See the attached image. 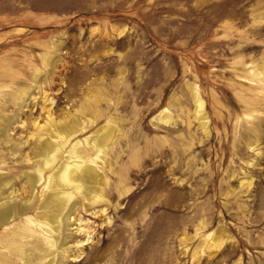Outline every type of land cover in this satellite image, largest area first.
I'll use <instances>...</instances> for the list:
<instances>
[{
    "label": "rangeland",
    "instance_id": "obj_1",
    "mask_svg": "<svg viewBox=\"0 0 264 264\" xmlns=\"http://www.w3.org/2000/svg\"><path fill=\"white\" fill-rule=\"evenodd\" d=\"M0 78L2 197H31L36 119L91 146L112 127L63 264H264V0H0ZM35 236H14L24 259L0 242V264L49 263Z\"/></svg>",
    "mask_w": 264,
    "mask_h": 264
},
{
    "label": "bare ground",
    "instance_id": "obj_2",
    "mask_svg": "<svg viewBox=\"0 0 264 264\" xmlns=\"http://www.w3.org/2000/svg\"><path fill=\"white\" fill-rule=\"evenodd\" d=\"M27 96L28 91H25L22 94V100L26 101ZM48 100L49 98L47 97L46 93H44L43 108L47 110L49 117L51 116L52 112H50V109L47 108L46 102ZM16 103L19 104V101H17ZM198 107L199 108L196 113V119L200 121V125L205 129V133L209 134V118L205 110V100L201 96L198 97ZM160 120H162L160 122L168 123L169 120H171V115L166 112L162 115ZM2 122L3 121H0V125H2ZM32 125L35 127V132L31 134V137L35 139V142L38 144V158L35 160L37 162L36 169L32 174L29 175V178L27 180L31 191V197L24 201L21 199H17L19 198V195L18 197L16 196L17 193H14L13 195L12 191L10 192L12 193V195L9 196L2 197V195L0 194V224H5L17 219V217L21 216L24 212L28 213L36 204H39V208L33 216L28 215L26 216V218H22L24 224L19 227V230H12L9 227V230L11 231H6L5 235L12 234L15 236V234L17 233H23L24 237H33L34 235H37L34 237L33 241L38 242L39 248L43 244L44 253H47V255H49L50 253L54 254L50 258V262L47 264H63L64 255L66 254L63 255L62 251H60L59 248L65 249L64 251H66V253L69 255L73 247V245H70L69 243V238L73 237L66 233V230H68L70 226L74 225L76 221V219L72 221V219L75 217L73 214H75L74 208L76 205L73 200L75 197L77 198V195H79L78 193L83 192L88 194L92 190V184L90 185V182H92L91 180H93L94 177L99 175V168L96 164H98L99 161L106 160L105 157H102V155L105 156V146H107L106 144L110 142L109 139H112L110 138L112 134V127L107 126L108 131L103 136L99 137V139L94 142L93 146H91L90 137L87 136L83 140L81 138H78L79 135L84 132V129L82 128L84 125L79 126L78 128H74L72 123H63L62 121L57 122L52 117L49 118L44 124H40V122L36 119L35 121H33ZM6 130L7 129H4V132H6ZM39 130H43V134H41ZM47 132H49V135L43 138V136H45V133ZM51 137H53L55 140L50 139ZM65 151H67L66 159L63 160V162H61L59 165H57L60 158L62 157V154ZM157 167L158 169L160 168V166ZM5 176L6 175L4 174L0 175V186H7L11 182V180H9ZM216 177L217 176H215V179ZM243 183L245 182L242 181V184ZM98 184L100 183H97V186ZM160 185H163V183L157 184V187H159ZM164 185H166L165 181ZM37 193L39 198L38 202ZM102 198L103 194L101 192L90 197L92 204L93 202L95 203ZM90 199L88 202H90ZM80 221L81 220H79V222ZM76 224L75 234L79 233V235H81L80 233L88 230V227L85 228L82 223ZM14 236H7V239L0 238V242L3 246L7 245L8 247H10L12 252L20 255L21 258L24 259L23 254L25 252V249L22 243L18 242L16 237ZM84 240H77V245L83 246V244L87 243V241ZM87 240H89V238ZM45 244L48 245V249L45 248ZM222 244L223 239L218 237V239L214 242H211L208 247L216 248L220 247ZM25 253L26 255L29 254V252ZM32 255L33 254H31V256H28V259H30ZM44 259L42 260L44 261ZM11 262L12 261L8 259L6 261V264H11Z\"/></svg>",
    "mask_w": 264,
    "mask_h": 264
}]
</instances>
